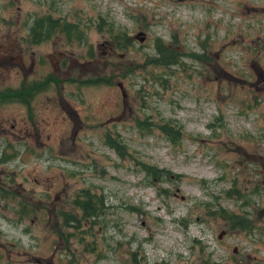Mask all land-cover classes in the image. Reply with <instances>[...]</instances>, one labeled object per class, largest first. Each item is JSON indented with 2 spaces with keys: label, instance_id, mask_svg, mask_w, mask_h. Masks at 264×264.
Here are the masks:
<instances>
[{
  "label": "rangeland",
  "instance_id": "374dc122",
  "mask_svg": "<svg viewBox=\"0 0 264 264\" xmlns=\"http://www.w3.org/2000/svg\"><path fill=\"white\" fill-rule=\"evenodd\" d=\"M43 15L85 47L25 44ZM101 21L130 45L84 74ZM27 82L31 120L0 104V151L21 155L1 179L33 198L23 224L0 204V264H264V0H0V91ZM253 209L252 231L230 227Z\"/></svg>",
  "mask_w": 264,
  "mask_h": 264
},
{
  "label": "flooded vegetation",
  "instance_id": "af4514ba",
  "mask_svg": "<svg viewBox=\"0 0 264 264\" xmlns=\"http://www.w3.org/2000/svg\"><path fill=\"white\" fill-rule=\"evenodd\" d=\"M179 1H185V0H179ZM43 16H48V15H43ZM41 17V16H40ZM36 18L39 17H35L30 26L28 27V34L26 35V37L24 38V43L30 46H40L43 43L49 42V41H40L35 43L34 41H32L33 39V35H32V29L34 27L33 22ZM58 21L60 23H62V25L59 27L60 31L62 32H57L56 34H54L52 36V38L56 35L59 34H63L66 39L68 40V42H75L78 43L79 45H83V47H85L84 44H86L85 42V36H84V30L81 27L80 24L78 23H70L67 22L65 20V18L59 17ZM96 27V25H95ZM47 28H45L44 30H46ZM65 29V31H63ZM98 31H103L106 32L108 34H110V39L107 38V41H105L103 44H99L97 46H89L88 47V59H90L89 61H86L85 63L90 66L86 69H84L83 73L87 74V73H91L92 69H91V65L93 64V62H95L94 60H92L94 58V48H109V52H102V55H111L113 54L111 51V48H115L114 46V42L117 45L116 47H128L130 45L129 41L130 39L128 38V36L126 35V33L117 31L116 28L114 27V25H104V23L101 21L99 23V25L97 26ZM72 33V35L70 36V33ZM75 32L78 33H82L83 34V39L82 41H77L76 40V36L74 37L73 35L75 34ZM120 41V42H119ZM199 57V56H197ZM88 71V72H86ZM80 77V76H79ZM91 79V78H88ZM101 80H106V78H99ZM41 88V87H40ZM40 88L38 89L40 91ZM34 91V92H33ZM36 90L34 89L33 84H29V82L26 83V86H22L20 89L17 88H12V89H5L3 91H0V104H4V103H13V102H19L20 104H23L25 107V110L27 112V115L29 117V119L31 120L32 118V112H31V100L34 96V93ZM12 129H15L12 127ZM25 135H27V131L25 132ZM26 143V140H25ZM1 145V144H0ZM4 148L3 150L0 151V167H2L3 165H11L14 160L17 158V156H21L17 153V148H15L13 145H10L9 143H4ZM10 148H6V146H8ZM13 150H12V149ZM9 151V152H8ZM27 153V152H26ZM0 173H1V169H0ZM7 180V179H5ZM8 182H5L4 180L2 181L1 179V174H0V204H3L1 207L4 209H7L9 211V213L14 214V220L15 223L18 224H23V221L28 217V215L31 213V203H32V191L31 190H27L28 188L26 186H21L20 184L16 183V180L12 177V178H8L7 180ZM47 197V195H46ZM9 203H13V206L11 207ZM77 206L80 207L81 203L79 201L76 202ZM84 207L85 206H81ZM12 209V210H11ZM258 216V214L256 213V210H250V215H246L245 217L238 219L236 216L234 217L233 222H230L231 226L233 229H244V230H248V231H252L255 228V218ZM3 219H7L6 217H4L2 215V213L0 212V218ZM76 218V217H74ZM253 218V219H252ZM77 219V218H76ZM31 221V219H30ZM89 224V220L85 221V224ZM31 225H32V221H31ZM79 224H72L71 228H73L74 230L78 229ZM32 227V226H31ZM31 227L30 228H24V232L25 233H30L31 232ZM221 236H219L220 238ZM236 252V250H235ZM239 254H236V256H238ZM245 258V259H244ZM36 262L38 264H41L39 262V260H36ZM252 262V257L250 256V254H244L243 255V259L242 258H237V263L236 264H251ZM138 264V263H137Z\"/></svg>",
  "mask_w": 264,
  "mask_h": 264
},
{
  "label": "trees",
  "instance_id": "16d2710c",
  "mask_svg": "<svg viewBox=\"0 0 264 264\" xmlns=\"http://www.w3.org/2000/svg\"><path fill=\"white\" fill-rule=\"evenodd\" d=\"M33 25H34V27L32 29V35H33L32 41H34L35 43L40 42V41H50L54 34H56L57 32H62L59 29V27L62 25V23H60L58 21V19L53 20L52 17H50V16H41L39 18H36L34 20V22H33ZM45 28H47V29L44 30ZM63 31H65V29ZM69 33H70V36H71L72 33L71 32H69ZM73 36L74 37L76 36V40L77 41H82V39H83V34L81 32L80 33L75 32V34ZM167 55L168 54L159 52V58L155 59L154 63H156L158 65H163L160 62L165 60L167 58L166 57ZM170 58H172V56H170ZM173 59H175V58H173ZM167 63H169V62H167ZM162 129L165 132H170L171 131V129H166L165 127H163ZM110 147H111V144H110ZM116 152L120 153L119 150H116ZM150 169H152V171H153V168H150ZM148 171H150L149 168H148ZM157 174H158V178H160L162 180L167 175L162 170H157ZM75 206H77V204ZM84 206H85V208L84 207H79V206H77V207L79 209H81L84 214H86V217H93V214H95V216L97 214H99V209L97 208L96 205H94L93 202L91 203L90 200L85 202ZM230 219H232V222H233L234 217H230ZM65 220H66V223H67L68 220H70L72 222V224H79V220L76 219V218H73V217H70V219H65ZM133 264H137L136 260H134Z\"/></svg>",
  "mask_w": 264,
  "mask_h": 264
}]
</instances>
